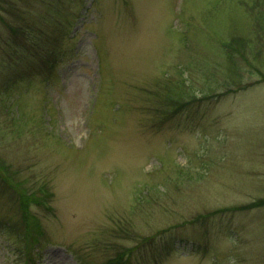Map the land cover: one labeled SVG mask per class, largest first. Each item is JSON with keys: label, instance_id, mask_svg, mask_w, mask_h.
Segmentation results:
<instances>
[{"label": "rangeland", "instance_id": "rangeland-1", "mask_svg": "<svg viewBox=\"0 0 264 264\" xmlns=\"http://www.w3.org/2000/svg\"><path fill=\"white\" fill-rule=\"evenodd\" d=\"M262 8L0 0V264H264Z\"/></svg>", "mask_w": 264, "mask_h": 264}, {"label": "trees", "instance_id": "trees-1", "mask_svg": "<svg viewBox=\"0 0 264 264\" xmlns=\"http://www.w3.org/2000/svg\"><path fill=\"white\" fill-rule=\"evenodd\" d=\"M263 3V2H262ZM254 17L257 21V23L260 25L261 24V20H264V8L258 10L257 12H254ZM25 34V33H24ZM238 38H232V40L226 42V45L230 46V50L229 51V54L231 53H234L235 52V43L238 42ZM248 41V40H246ZM245 41V43H246ZM228 51H227V54H228ZM228 54V56H229ZM190 95V99H203L205 98L207 95H205L206 93H204L201 97H198V96H192L191 93H188V90L184 92V88L181 89L180 92H176V96H166L167 100H168V104H169V108L173 107L175 109H178V108H181L186 102H188L186 99V96ZM220 94L219 92H217V95ZM185 95V96H184ZM167 110V109H166ZM170 111V109H169ZM3 167V165H0ZM5 167V165H4ZM8 172V176H10L13 180L10 181L9 178H5V181L0 179V181H2L3 183H5L6 181L10 184V186L14 189V191L17 193V197L20 198V201H21V206H22V209H23V216H24V223H27L26 225H34L33 224V216L31 215V212L29 210V206L31 204L32 201L34 202H38L39 205H42L44 204V202L46 203L47 202V198L48 195L46 194V191L44 188H42V186H39V188H35V189H32L29 191V189H27L26 186L23 185L22 181L20 180H16V178L13 177L14 173L15 172L13 170V172H11L10 169L6 170ZM0 177H3L0 175ZM14 181H18V183L13 184ZM43 191V193H41V190ZM260 206H264V197H261V198H258L252 202H249L247 204H243V205H238L236 206L235 208H252V207H260ZM230 209V207H221L218 209L219 212H225L226 210ZM198 216H203V215H198ZM25 245V248L27 249V251L29 252V250L31 249V247L29 246V244H26L24 243ZM28 246V247H27ZM118 259H121L122 260V256H118L117 257ZM24 264H28L27 262H25Z\"/></svg>", "mask_w": 264, "mask_h": 264}]
</instances>
